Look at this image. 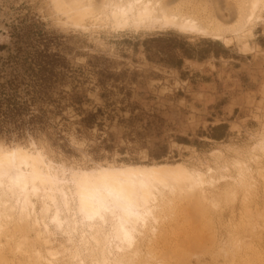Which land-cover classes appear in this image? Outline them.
<instances>
[{
	"label": "rangeland",
	"instance_id": "rangeland-1",
	"mask_svg": "<svg viewBox=\"0 0 264 264\" xmlns=\"http://www.w3.org/2000/svg\"><path fill=\"white\" fill-rule=\"evenodd\" d=\"M82 1L0 0V62L19 50L43 52L60 90L82 92L83 109L108 119L80 134L67 108L44 131L0 136V157L34 155L66 180L134 167L186 170L200 187L164 191L156 220L136 236L144 240L138 258L128 254L126 263L264 264V0L252 10L248 0H224L232 19L225 3L176 0L213 34L116 25L109 6L125 0ZM123 100L130 107L119 113ZM33 196L27 216L16 198L0 197L8 216L0 214V264H91L99 251L89 231L54 225V206ZM73 206L69 219L79 221ZM90 246L97 253L89 256Z\"/></svg>",
	"mask_w": 264,
	"mask_h": 264
},
{
	"label": "bare ground",
	"instance_id": "bare-ground-1",
	"mask_svg": "<svg viewBox=\"0 0 264 264\" xmlns=\"http://www.w3.org/2000/svg\"><path fill=\"white\" fill-rule=\"evenodd\" d=\"M65 1L71 6H76L78 3L83 2L82 0ZM89 2L87 3L92 5L91 2L93 1ZM98 2L94 3V8ZM175 2L176 0H125V2H120L119 4L114 2L113 5L109 4L111 7L108 5L110 10L108 8L109 12L107 15L114 24L120 26L133 25L135 27H143L159 24L181 26L202 33L208 31L205 23L194 15L184 12L180 9L181 7L175 6ZM214 2L219 5L221 4V9L225 6L231 19L235 17L236 12L232 10L233 8L228 7V4L224 0H214ZM247 2V4L245 3L247 5L246 8H248L247 10H252L259 4L260 0H248ZM223 3L225 5L222 6ZM98 9L100 10L101 8ZM90 10L92 11V9ZM250 15L246 17L242 16L241 19H245L244 21H246ZM215 24L219 26L220 23ZM210 33L212 32L210 31ZM161 169L159 166L158 168H148L145 170L136 169L135 167L123 170L119 169L118 171L107 170L94 175L73 177L70 180H66L52 174L48 169L45 171L43 162L34 155L9 153L0 157V194L3 196L5 193L7 198L8 195L13 196L22 203L23 206L19 203L20 216L22 214H26L25 216H27L24 209L29 208V205L33 207L30 200L32 195H34L33 197L41 196V198H45L48 202L46 200L43 201L44 205L50 202L54 206L52 217L54 225L61 227L63 222H65L66 226L74 228L77 223H80V227L89 231L88 238L97 249L90 246L88 248V255L96 252L94 249L99 251L98 254H93V259L90 257L92 260L91 264H127L128 254L129 256L130 254L133 255V257L135 255L134 260L136 257L138 258L137 252L143 247L141 243L144 240L138 241L136 236L137 234L139 235L148 221L156 220L157 212L164 205L162 203L164 191L166 190L170 195H173L178 189L180 190L185 187L195 189L201 183L200 178H196L186 170L166 172ZM68 183L70 184L68 185ZM68 189L71 192L74 204V206L72 205L75 210L74 215L78 217L79 221H76L77 219H69L68 213L71 214V210L73 209H71L72 206L66 193ZM2 202L0 201L4 205L5 201ZM163 202L165 203V199ZM0 207L3 208L1 205ZM46 207L48 206L46 205ZM8 209L12 211L10 210L11 206ZM20 209L23 210V213H20ZM2 210L6 212V209ZM4 212L0 213L2 217L3 215L8 217ZM63 212L67 213L64 218L62 217ZM89 240L85 241L89 244ZM85 241H82V243L84 244ZM86 247L88 245L85 246V250ZM155 250V248L154 250L153 248L148 250L147 247L148 252H146L152 257ZM133 257L131 256L129 260L133 259ZM134 260H131V262ZM128 264H131L130 261Z\"/></svg>",
	"mask_w": 264,
	"mask_h": 264
},
{
	"label": "trees",
	"instance_id": "trees-1",
	"mask_svg": "<svg viewBox=\"0 0 264 264\" xmlns=\"http://www.w3.org/2000/svg\"><path fill=\"white\" fill-rule=\"evenodd\" d=\"M29 55L19 50L0 62V136L44 131L51 128V120L62 116L67 108L77 116L74 124L78 133L102 127L109 115L105 118L102 109L84 110V105L89 102L82 92L60 90L62 86L56 80L59 74L51 63H47L49 56L43 52H34L33 56L27 57ZM120 104L123 107L117 108L119 113L130 107L124 100ZM64 127L68 128L67 125Z\"/></svg>",
	"mask_w": 264,
	"mask_h": 264
}]
</instances>
